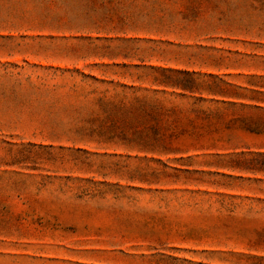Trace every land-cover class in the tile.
<instances>
[{
    "label": "rangeland",
    "instance_id": "obj_1",
    "mask_svg": "<svg viewBox=\"0 0 264 264\" xmlns=\"http://www.w3.org/2000/svg\"><path fill=\"white\" fill-rule=\"evenodd\" d=\"M0 264H264V0H0Z\"/></svg>",
    "mask_w": 264,
    "mask_h": 264
}]
</instances>
